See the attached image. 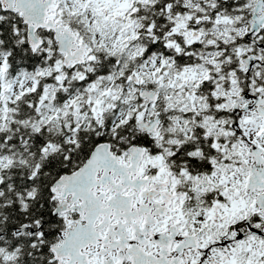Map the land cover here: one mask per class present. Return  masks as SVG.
Returning a JSON list of instances; mask_svg holds the SVG:
<instances>
[{
    "label": "snow or ice",
    "instance_id": "snow-or-ice-1",
    "mask_svg": "<svg viewBox=\"0 0 264 264\" xmlns=\"http://www.w3.org/2000/svg\"><path fill=\"white\" fill-rule=\"evenodd\" d=\"M0 264H264V0H0Z\"/></svg>",
    "mask_w": 264,
    "mask_h": 264
}]
</instances>
